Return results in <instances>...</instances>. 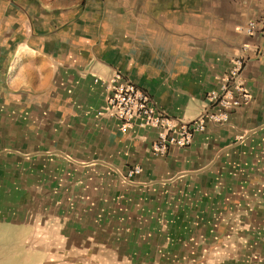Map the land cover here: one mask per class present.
<instances>
[{
  "label": "crops",
  "instance_id": "1",
  "mask_svg": "<svg viewBox=\"0 0 264 264\" xmlns=\"http://www.w3.org/2000/svg\"><path fill=\"white\" fill-rule=\"evenodd\" d=\"M241 56L186 146L110 112L119 71L193 120ZM0 264H264V0H0Z\"/></svg>",
  "mask_w": 264,
  "mask_h": 264
},
{
  "label": "built area",
  "instance_id": "2",
  "mask_svg": "<svg viewBox=\"0 0 264 264\" xmlns=\"http://www.w3.org/2000/svg\"><path fill=\"white\" fill-rule=\"evenodd\" d=\"M243 65L242 56L234 59L222 91H212L208 96L211 109L204 110L197 118L189 121L179 120L158 110L146 89L117 71L107 82L110 112L122 120L123 129L130 127L135 119L139 125L159 127L161 130L154 144L157 153L166 152L170 145L186 146L191 143L195 132L205 129L208 120H225L231 109L248 99V92L240 85H235V88L229 86ZM139 170V167H135L129 174Z\"/></svg>",
  "mask_w": 264,
  "mask_h": 264
}]
</instances>
